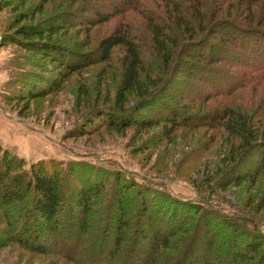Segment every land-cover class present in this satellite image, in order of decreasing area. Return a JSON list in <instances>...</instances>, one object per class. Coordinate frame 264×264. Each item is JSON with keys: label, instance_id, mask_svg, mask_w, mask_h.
I'll list each match as a JSON object with an SVG mask.
<instances>
[{"label": "rangeland", "instance_id": "rangeland-1", "mask_svg": "<svg viewBox=\"0 0 264 264\" xmlns=\"http://www.w3.org/2000/svg\"><path fill=\"white\" fill-rule=\"evenodd\" d=\"M119 1L0 0V157L5 151L21 159L17 172L23 173L42 162L60 178L63 194L69 200L76 197L81 178L91 180L89 174L102 170L110 183L116 176L125 177L135 183V192L145 188L153 194L243 216L248 227L255 225L264 233V169L254 174L255 181L232 183L228 172L235 163L229 165L228 161L237 149L231 150L235 139L222 127L211 128L208 120L226 106H242L258 118L264 110V82L224 96L230 88L218 84L213 79L217 75L203 69L208 66L207 60L215 62L216 52L211 53L207 45L204 49L193 48L194 42L206 35L199 31L191 38L173 19L177 8L186 9V13L197 11L192 8V0H173L174 4L172 0H145L147 9L159 15L173 30L170 34L175 32L177 36L172 37L176 40L175 54L166 65L163 62L168 54L163 57L154 51L157 55L153 53L156 58L151 61L147 53L148 48H154L152 34L140 14L130 11L98 22V13L113 14V5H119ZM215 5L218 18L211 23L216 22V29L221 19L245 21L249 12L252 14L248 19L257 10L253 0H216ZM201 10L204 12V8ZM56 24H61L56 33L46 35ZM119 26L131 32L147 61L158 67L150 71L151 82L160 76L164 79L151 91L155 100L151 108H140L138 99L132 96L124 104V113L115 107L124 49L114 48L106 61L99 60L96 49ZM20 27L33 32L45 30L43 40L62 46L64 59L42 57L40 51L33 53L30 45H24L35 43L38 37L18 39L20 43L8 38L16 37ZM214 36L218 45L233 48L229 42L225 45L226 36ZM191 54L206 57L197 63L199 68L186 61ZM217 63H212L216 70L218 66L223 69L222 63L226 62ZM232 68L224 72L229 74L235 70ZM231 76L233 83H244L241 76ZM44 89L49 90L45 97L26 96L29 90ZM141 119L158 123L143 128L138 125ZM254 167L242 165L234 173L249 170L251 177ZM18 219L14 205L0 204V264H74L64 256V245H72L70 250L75 252V232L49 235L43 226L35 237L25 233L20 238ZM36 242L39 248L34 246ZM89 251L87 246L84 253Z\"/></svg>", "mask_w": 264, "mask_h": 264}, {"label": "trees", "instance_id": "trees-1", "mask_svg": "<svg viewBox=\"0 0 264 264\" xmlns=\"http://www.w3.org/2000/svg\"><path fill=\"white\" fill-rule=\"evenodd\" d=\"M192 2L196 7L192 8L198 10L204 8V12L194 10L192 13H186V9L177 8L175 10L177 16L173 19L176 20L179 28L186 29L184 33L191 38L194 32L201 31L206 35L195 41L193 48L204 49L208 46L211 53L216 52L215 62L212 63L218 62L216 65H219L226 62L222 63L223 69L218 66V70L209 60H207L208 66H202L208 74L217 75L214 76V81L222 84L221 86H227V89L230 88L224 96L244 87L263 83L264 0H253L257 4V10H254L256 15L248 19L252 14L250 9L251 12L246 16L245 21L221 19L217 23L218 29L216 22L211 23L218 18L215 12L216 0H192ZM113 6H115L113 14L98 13V22L108 21L130 11L140 14L152 34L154 48H148L147 53L150 60L156 58L153 56L155 52L158 55L162 53L163 57L164 54L169 55L163 62L165 65L173 58V53L175 54L173 44H176V40L172 37L176 39V33L170 34L169 31L173 30L167 28V24L159 15L147 9L145 0H121L119 5ZM196 23L200 25L199 29ZM60 26L61 24H56L51 27L50 33L46 35L50 37L55 34ZM35 32L20 27L16 30V37L8 38L20 43L18 39L38 37L35 43L26 42L24 45H30L28 48L33 53L40 51L42 57L47 55L49 59H64L61 55L62 46L51 45L47 40H43L45 30ZM218 32L222 37L224 35L228 38L225 45L228 42L234 45L232 49L217 44L213 37L218 35ZM116 47L124 49L120 60L121 79L115 94V107L118 108V112H125L124 104L129 96L138 99L137 105L140 104V108L153 107L155 100H152L154 94L151 91L160 81H164L163 78L160 80V76L159 79L151 82L150 71L158 67L152 66L153 63L147 61L146 53L134 40L131 32L124 31L120 26L99 42L96 49L99 60H108ZM207 54L209 55L208 50ZM188 56L189 60L186 61L188 64L196 63V68L200 67L198 62L206 59L204 56L197 57L194 54ZM230 67L231 69L235 67V70L229 74L224 72ZM232 74L241 76L244 83H233ZM211 87L219 89L216 85ZM48 92L49 90L46 89L37 92L29 90L26 96L30 99L42 98ZM214 114L208 118L210 127H222L231 138L235 139L230 145L231 150L237 149L233 151L234 155L228 161L229 165L235 163V166L228 172V177L235 185H241L245 179L255 181L254 174L259 175L264 169V110L256 119L242 106H226L224 111L221 113L216 111ZM138 121V125L143 128L158 123L150 119ZM171 123L175 124L173 121ZM19 161L22 160L9 156L5 151L0 157V204L14 205V209L17 210L20 224L17 235L20 238L25 233L32 234L27 237H35L34 233L43 231V226L47 227L49 235L75 232L77 238L75 252L70 250L72 245H64L66 250L64 256L74 264L93 262L97 264H264V233L255 225L252 228L248 227L243 216L235 217L194 203L175 200L169 195L166 198L158 192L153 194L145 188H138L135 192V183L132 180L125 177L119 179L116 176L110 183V178L102 176L107 174L102 173V170L89 174L93 176L91 180H88V177L81 178L82 183L76 192V197L69 200L63 194L60 178L56 173L50 172L42 162L33 164L29 171L23 173L17 172L21 167ZM246 164L250 166L249 169L255 165L251 177L248 176L249 170L234 173L235 169H241L242 165ZM87 234L88 237L85 239L84 236ZM34 244L39 248L38 242ZM87 246L91 251L84 253ZM80 248L85 249L80 250Z\"/></svg>", "mask_w": 264, "mask_h": 264}]
</instances>
